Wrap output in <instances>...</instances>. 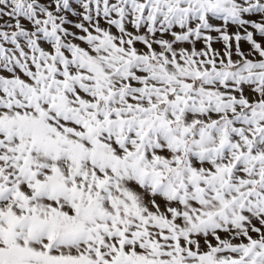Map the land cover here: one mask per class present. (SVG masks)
I'll return each mask as SVG.
<instances>
[{
    "label": "snow or ice",
    "instance_id": "obj_1",
    "mask_svg": "<svg viewBox=\"0 0 264 264\" xmlns=\"http://www.w3.org/2000/svg\"><path fill=\"white\" fill-rule=\"evenodd\" d=\"M0 264H264V0H0Z\"/></svg>",
    "mask_w": 264,
    "mask_h": 264
}]
</instances>
